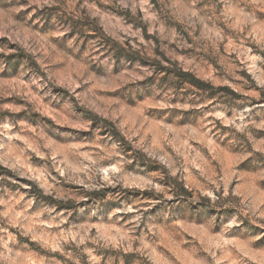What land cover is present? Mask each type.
<instances>
[{"label":"rangeland","instance_id":"1","mask_svg":"<svg viewBox=\"0 0 264 264\" xmlns=\"http://www.w3.org/2000/svg\"><path fill=\"white\" fill-rule=\"evenodd\" d=\"M0 264H264V0H0Z\"/></svg>","mask_w":264,"mask_h":264}]
</instances>
